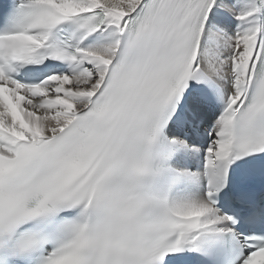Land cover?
I'll use <instances>...</instances> for the list:
<instances>
[{
    "label": "snow or ice",
    "instance_id": "snow-or-ice-1",
    "mask_svg": "<svg viewBox=\"0 0 264 264\" xmlns=\"http://www.w3.org/2000/svg\"><path fill=\"white\" fill-rule=\"evenodd\" d=\"M0 264H264V0H0Z\"/></svg>",
    "mask_w": 264,
    "mask_h": 264
}]
</instances>
